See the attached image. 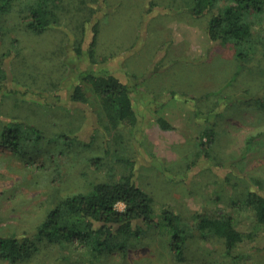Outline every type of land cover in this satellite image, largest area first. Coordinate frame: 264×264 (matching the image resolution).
<instances>
[{
    "label": "rangeland",
    "instance_id": "1",
    "mask_svg": "<svg viewBox=\"0 0 264 264\" xmlns=\"http://www.w3.org/2000/svg\"><path fill=\"white\" fill-rule=\"evenodd\" d=\"M189 7L190 0H61L41 33L29 31L16 11L2 17L7 78L0 113L39 127L50 141L27 157L28 164L35 161L29 167L0 147V236L32 230L60 195L132 175L152 197L158 218L167 209L192 226L199 213L226 215L248 237L228 257L219 238L195 234L178 263L162 228L143 236L145 245L129 249L125 259L44 244L19 264H264V230L256 227L247 197L264 192V48L240 63L230 44L208 40L207 16L194 18ZM104 73L128 87L135 127L104 119L84 80ZM76 87L85 103L72 101ZM154 109L172 130L150 119ZM70 138L75 145L66 151ZM50 155L68 172L62 182L33 171Z\"/></svg>",
    "mask_w": 264,
    "mask_h": 264
},
{
    "label": "trees",
    "instance_id": "2",
    "mask_svg": "<svg viewBox=\"0 0 264 264\" xmlns=\"http://www.w3.org/2000/svg\"><path fill=\"white\" fill-rule=\"evenodd\" d=\"M60 1L0 0V32L3 33L4 29L2 17L5 19L13 11L24 15L29 31L43 32L55 20ZM189 11L194 18L207 16L208 40L211 43L230 44L240 63L248 61L259 47L264 48V0H190ZM96 35L97 25L93 27L92 46ZM3 66L4 60L0 55V89L2 81L7 78ZM84 80L97 95L102 115L109 124L131 128L138 124V114L128 87L117 77L104 73L101 76L87 75ZM71 99L73 102L87 101L79 87L75 88ZM155 110H151L150 119L161 130H172V126ZM10 117L0 113V147L25 159L29 167L35 161L28 164L31 160L27 157L39 151L44 144L43 139L47 143L50 140L45 138L39 127ZM208 136L211 140V136ZM67 140L66 151L75 145L71 138ZM66 151H62L61 155H65ZM92 164L100 165L97 160ZM38 170L52 174L53 183L62 182V177H68V172L54 155L38 162L33 171ZM247 197L256 227L264 230V192H248ZM118 204L124 205L122 211L118 210ZM193 220L192 226L183 223L179 214L167 209L158 218L152 197L133 181L132 175H123L118 180L91 182L86 190L60 195L32 230L24 231L21 235L0 236V260L10 264L28 262L44 244L63 252L69 249L83 250L101 258L117 252L125 259L129 249L145 245L141 244V239L148 232L165 228L168 235L164 241L165 247L174 261L183 263L187 241L195 234L202 239L219 238L228 257L248 237L236 230L230 216L210 217L199 213ZM62 259L66 260L67 257ZM231 259L234 263L238 261L234 257Z\"/></svg>",
    "mask_w": 264,
    "mask_h": 264
}]
</instances>
